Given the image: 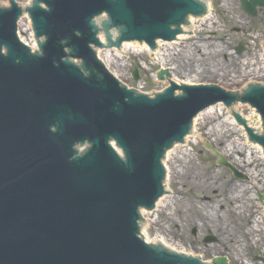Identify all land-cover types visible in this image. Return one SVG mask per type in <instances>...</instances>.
I'll use <instances>...</instances> for the list:
<instances>
[{"label": "water", "instance_id": "95a60500", "mask_svg": "<svg viewBox=\"0 0 264 264\" xmlns=\"http://www.w3.org/2000/svg\"><path fill=\"white\" fill-rule=\"evenodd\" d=\"M241 3L252 17L264 7V0ZM26 11L35 36L45 39L40 56L17 39L18 6L0 10V264L203 263L195 258L209 264L216 257L223 258L212 264H227L226 258L228 264L262 263L254 256H264V200L256 196L264 197V137L252 132L261 133L264 123V87L241 96L261 116L240 106L252 130L249 139L235 121L244 120L231 116L234 107L199 113L237 101L221 86L171 83L150 100L122 88L98 58L110 51L104 44L117 32L96 27L99 14L111 19L107 29L119 28L117 35L122 30L118 45L143 40L153 48L157 39L173 41L179 25L201 7L193 0H35ZM191 19L170 46L192 34L185 31ZM31 23L26 15L19 22L24 44ZM158 43L154 54L161 50ZM132 44L138 43L111 51ZM29 46L34 51L37 44ZM243 50L240 45L237 53ZM69 56L82 61L88 78L63 61ZM177 90L184 95L175 97ZM84 142L92 149L76 156L74 147ZM220 166L243 180H233ZM153 206L141 210L140 231L159 251L138 238V209Z\"/></svg>", "mask_w": 264, "mask_h": 264}, {"label": "rangeland", "instance_id": "374dc122", "mask_svg": "<svg viewBox=\"0 0 264 264\" xmlns=\"http://www.w3.org/2000/svg\"><path fill=\"white\" fill-rule=\"evenodd\" d=\"M8 0H0L4 6ZM232 1V0H231ZM16 2H19L16 0ZM23 2V1H22ZM22 2L19 4L24 8ZM212 4V22L199 25L195 34L187 39L188 44L193 48L189 52L186 50V44H178L170 47V52L176 54L185 49V53L178 61L180 66L187 70L197 67L204 68L206 71L218 72L220 77H205V75L190 74L189 77L170 72L176 80H193L196 85H217L226 91L237 93V91L249 88L251 83L257 82L258 85L264 84V73L258 70L257 76L255 69L260 67V60L263 58L264 43V8L258 9L256 17H250L242 11L240 0H233L232 3H226V0H210ZM193 29V28H192ZM186 41V40H185ZM196 43V44H194ZM238 45L244 47V51L237 54ZM123 55V54H122ZM116 56L120 62L121 71H118V80L124 83L129 89L138 90L143 94L152 97L159 93L168 85V79L158 81L157 72L161 71V66L155 60H152L149 54H132ZM177 56V55H175ZM173 56V58H175ZM232 61V66L228 62ZM170 64V63H168ZM187 65V66H185ZM173 69L174 66H171ZM138 73V81H134L133 74ZM217 73V74H218ZM188 74V73H186ZM224 74V78H222ZM251 74H254L251 76ZM186 78V79H183Z\"/></svg>", "mask_w": 264, "mask_h": 264}, {"label": "bare ground", "instance_id": "6f19581e", "mask_svg": "<svg viewBox=\"0 0 264 264\" xmlns=\"http://www.w3.org/2000/svg\"><path fill=\"white\" fill-rule=\"evenodd\" d=\"M19 2H22V4L24 5H28L29 4V1L30 0H17ZM233 1V0H232ZM231 0H226V3H232ZM206 4L209 5L210 7V0H205ZM5 5H7V1H5ZM3 3H0V6H2ZM234 4V3H232ZM209 18H205L203 19L202 22H197L196 21V18L194 17V19H191V23H192V28H186L185 31H191L192 30V36L195 34V32L197 31V29H199V25H202L203 23L207 22V20H209V22H212V15L210 14V11H209ZM189 38V36H185V37H180L179 38V43L178 44H183L185 42V40H187ZM196 44V43H194ZM264 44V43H263ZM175 45H177V43H175L173 46H170L169 44H162V43H158V46H159V49H161L158 54H154L153 50L149 49L147 46L145 45H139V44H132L131 46L130 45H125V48H124V52L122 51H108V53H104V52H99L98 53V58L99 59H102L103 62H105L106 66H108V68L110 69V73H112L115 77L119 78L118 76V71H121L120 68H121V65H120V62H118V60L116 59V56L118 57L119 55H122V57H124L125 55L129 54V55H132V54H143V53H146V54H149L150 57L152 58V60H155L157 63L160 64L161 66V69H167L169 70L170 72H175V75L176 74H180V75H183L184 77H189V73L192 74V73H195L196 75H205V77H213V78H218L220 77V74L216 73V72H210V70L206 71L204 68H199L197 67V71L194 70V69H190L187 70L185 67H182L180 66V64L178 63L179 60H181V56L185 53V49L181 50L180 52L176 49H173L174 52L176 51L177 53L175 55L172 54L171 55V52H170V47H174ZM186 50L188 51L187 53H189L192 48H193V45L192 44H188L186 45ZM263 55V58L259 61L260 62V67H258L257 69L254 70V72H256L257 76L260 77L258 75V70H261L263 71L264 73V53L262 54ZM173 56H175V58H173ZM188 56H190V53L188 54ZM182 61V60H181ZM232 61L234 60H230V62H228V65L229 66H232ZM170 63V64H168ZM171 66H174V68L172 69ZM187 66V65H185ZM188 73V74H186ZM254 75V74H251V76ZM224 74H222V78L223 79H226L224 78ZM255 76V75H254ZM186 78H183V79H186ZM170 80H172L173 82H178L179 85H187V84H191V85H195L196 83L193 81V80H190V79H187V81H180V80H176L174 78V75H172V73L170 74Z\"/></svg>", "mask_w": 264, "mask_h": 264}]
</instances>
